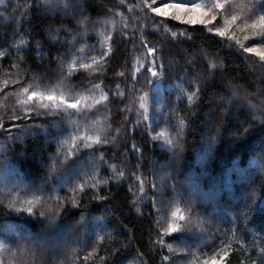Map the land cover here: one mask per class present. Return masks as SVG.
<instances>
[{"label": "trees", "instance_id": "16d2710c", "mask_svg": "<svg viewBox=\"0 0 264 264\" xmlns=\"http://www.w3.org/2000/svg\"><path fill=\"white\" fill-rule=\"evenodd\" d=\"M140 3L141 0H124L123 4L120 0H79L83 12L74 7L68 13H55L45 6L44 0L0 2V52L10 53L7 58L0 57V244L5 246L0 248V260L4 264H162L164 256L169 261L163 264H196L226 245L236 250L230 264H240L241 260L249 264L250 260L261 257L260 250L264 249V67L256 56L252 60L251 54L239 51L235 40L241 38L237 31L220 38L202 26L164 18L168 34L160 27L147 36L157 47L163 43V53L157 55L163 56L170 77L181 76L185 82L188 72L197 74L202 81L207 77L192 105L181 94L180 81L173 84L172 80L161 79L143 86L146 74H142L141 83L136 85L148 93L149 115L157 131L167 127L162 113L172 103L186 117L179 137L178 126L168 128L175 143L171 150L162 140L149 141L146 124L135 135L131 131L141 115L137 114L140 92L127 91L131 85L129 65L133 58L143 61L144 49L133 48L132 43H118L113 45L115 56L96 73L79 69L74 78L62 79L67 71L63 53L74 52L82 45L95 46V50L77 57L78 63H90V58L101 48L104 35L115 32L119 41L125 21L130 35L133 26L138 25L137 37L139 25L147 23L151 30L153 17L161 23L162 18L150 12L145 17L147 10L141 11ZM29 4L33 6L29 8ZM261 5L264 0L259 1ZM84 17L88 18L87 34L81 37L77 34L85 31ZM222 26V20L215 23V27ZM172 31H184L186 37L174 42L170 36ZM52 36H58L59 44L64 47L54 43ZM74 36L73 49L67 42ZM21 38L30 43L19 46V50L9 47ZM261 38L264 37L250 43H264ZM37 42L41 43L43 53L51 52L48 59L37 55ZM250 43L241 44L252 46ZM193 60L195 64L191 63ZM206 63L216 65L211 75ZM14 64L18 67H13ZM119 71L125 72V77L116 78ZM14 80L20 82L12 84ZM96 83L101 84V89L93 92L90 86ZM117 83L125 95L110 96L108 102L91 110L87 120L77 115L69 118L63 112L49 117L36 116V111L44 110L32 103L31 117L17 120L14 128L9 123L11 113L19 116L24 111L20 103L24 99L21 92L24 87L54 88L57 93L74 88L72 94L98 98L101 90H115ZM113 100L123 103H113ZM117 109L123 110L122 114L112 118ZM129 114L131 119L125 121L124 116ZM85 128L92 135L98 129L107 131L104 138L109 143L96 145L94 154L92 150L80 151L83 141L79 139L73 148L71 137L78 135L75 130ZM117 128H121L119 133ZM133 143L143 148L142 156L130 150ZM69 149L80 152L68 160L65 157ZM101 152L108 163L117 165L118 171H125L123 179L117 180L108 170L96 171L101 167L96 160ZM138 163L149 185L154 182L157 186L155 207L151 191L146 197L138 193L134 198L128 194L129 174ZM106 179L107 184L101 183L95 189L88 187ZM81 180L87 181L86 190L71 191ZM161 196L170 202L169 212L179 208L188 216L184 223L195 221L194 217L199 216L203 227L193 224L194 228H182L167 235L163 247L159 244L153 247L154 222L161 216L157 211ZM29 207L32 213L27 212ZM137 253L142 255L138 258ZM194 253L196 257L191 256Z\"/></svg>", "mask_w": 264, "mask_h": 264}, {"label": "snow or ice", "instance_id": "6c2138e0", "mask_svg": "<svg viewBox=\"0 0 264 264\" xmlns=\"http://www.w3.org/2000/svg\"><path fill=\"white\" fill-rule=\"evenodd\" d=\"M0 2H3V0H0ZM120 2L123 4L124 0H120ZM258 3L259 0H211L210 4L199 2V0L195 3L174 2V0L163 2V0H160V2L157 4V0H141L139 7L141 11L147 10L144 12L145 17H147V13L150 12L155 14V16L162 18L161 23L158 24L155 17H153L151 30L148 29L147 23L144 25H139L140 33L139 37H137L135 28L138 25L133 26V33L130 35L127 31L128 21H125L124 29L119 33V41L116 39L117 34L115 32H109L107 35H104L102 37L103 44L97 55L90 58V63H78L77 57L84 56L88 51L95 50V46L82 45L80 49H76L74 52L63 53L62 55L64 60L67 61V71L63 73L62 79L74 78V75L78 74L79 69H91L92 73H96L102 65L107 64L115 56L116 49L113 47V45L118 43L125 45L132 43L133 48L144 49L145 52L143 61L133 58L131 65H129L131 68V85L128 87L127 91L129 93H135L137 91L140 92L137 114L141 115V119L133 124L131 131L132 134L135 135L137 129L140 128L142 124H146L147 127L145 132L149 141L154 142L162 140L168 146H170L171 150V148L175 147V143L171 138L172 133L168 131V128L178 126L176 135L179 137L183 133L186 117L181 112H178L177 105L172 103L169 110L162 113V115L165 117V123L167 127L157 131L156 125L152 122V118L149 115L148 93L142 91L141 89H137L136 85L141 83L142 74H146L143 75V86L152 85L154 82H158L161 79L172 80L173 84H175L176 81H180L179 87L181 89V94L186 98L188 104L192 105L202 91L200 85L202 82L207 80V77H204L202 81V79L193 72L187 73L188 80L186 82L184 77L181 76H176L175 79L170 77L163 62V56L157 55V53H163V43H161V46L157 47L147 39V36L153 34V31L158 30L160 27H163L164 34H168L169 29L164 22V18H167L189 26H202L208 33L217 35L220 38L226 37L230 31L235 32L236 30H239L244 34L245 40L248 42L253 41L258 37H264V5H261L258 8ZM44 4L55 13H68L72 11L74 7H78L79 10L83 12V6L79 5V0H44ZM32 6V4H29L28 7L31 8ZM132 8L134 9L135 6H132ZM219 20L223 21V26L215 27V23ZM87 21L88 18L84 17V24L82 26L85 28V31L83 33H78V36L83 37L87 34ZM170 36L174 42H177L180 37H186V33L184 31H172L170 32ZM229 38L235 39V37ZM51 40L54 43L59 44L58 36H52ZM75 41L76 36L73 37L72 41H68L67 43L71 48L74 49ZM29 43L30 40L21 38L16 45H10L9 47L19 50V46L27 45ZM235 43L239 45L238 49L243 54L255 53L259 57L260 61L264 62V43H250L252 46H244L238 39L235 40ZM59 47L62 48L64 45L59 44ZM41 49V43L37 42L35 46L37 55L43 56L44 59H48L51 56V52L43 53ZM125 51H127V48H125ZM8 55H10L9 52H0V57L7 58ZM204 55L205 54L203 53L201 54L202 58ZM127 60L128 58L125 57V63H127ZM191 63L195 64V61L193 60ZM205 66L209 70V75H211V70L216 67V65L213 63H206ZM13 67H18V64H14ZM101 75H103L105 79H110L105 73H101ZM115 75L116 78H123L125 77L126 73L119 71ZM19 82L20 81L14 80L11 83L18 84ZM156 86L159 88V83H157ZM75 87H79V85ZM90 87L91 91L95 92L96 90L101 89V84H91ZM74 91V88H70L67 91H61L59 93H57L54 88L44 90H41L40 88L33 90L32 86L22 88L21 92L24 99L21 100L20 103L24 106V111L19 116L15 112L10 114L9 123L11 124V127H16L15 122L17 120H27L34 114V110L31 107L32 103H37L39 109L44 110L36 111V116L43 115L44 117H49L58 114L59 112H63L69 118L73 115H77L82 119L87 120V118L92 115L91 110L98 109L101 104L108 102L110 96L118 95L122 97L125 95L120 83L116 84L115 90H109L108 92L101 90L98 98L92 95L72 94ZM112 102L123 103L122 100H113ZM161 103V100L157 103L158 110L161 108ZM49 108L55 111L48 112L47 110ZM122 111L123 110L121 109H117L116 112L113 113L112 118L121 115ZM130 119L131 114L124 116L125 121ZM92 123L95 124L96 122L93 121ZM75 131L78 132V135H73L71 137L73 141V148L76 147V141L79 139L83 141L80 151L92 150L91 154H94L96 145H107L109 143V141L104 138L108 135V132L105 130L98 129L94 135L88 134L87 128H85L83 131L79 129H76ZM116 131L119 133L121 128H117ZM130 150L132 152L140 153V156L143 155V148L138 147L135 143L132 144ZM79 152L69 151L67 154L68 160ZM91 158L92 157L90 155L89 159L91 160ZM96 160L101 166L96 169L97 172L101 170L111 171L114 173L117 180L123 179L125 177V171H118L116 164L108 163V161L104 158L103 152H101L99 157H96ZM121 163H124V161H121ZM141 168L142 165L138 163L134 170L129 174L130 186L128 188V194L132 195L134 198L138 193L146 197L148 192L151 191L152 203L153 207H155L157 199V186L154 182L149 185L148 179L140 171ZM109 179H111V177H109ZM101 183L107 184L108 179L99 181L98 183H93L88 187L95 189L99 187V184ZM86 184V180H81L80 183L76 184L70 190H79L84 192L86 190ZM97 199H104V197H97ZM72 203L75 205L76 201L73 200ZM170 206V202H165L163 196H161V205L157 209V211L161 213V216L160 219L154 222L156 225V241L153 242V247H155L156 244H159L161 247H163L165 243V237L170 233L176 232L182 228L195 227L191 221L184 223V221L188 220V216H186L185 213L179 208H175L169 212L168 207ZM9 207H11V205H9ZM27 212L32 213L33 209L29 207L27 208ZM41 215H43V213ZM225 235H227V233H225ZM4 247L5 246L3 244H0V248ZM171 247L172 246L169 245L170 249ZM238 247L240 246L238 245ZM113 251L116 250L113 249ZM260 251L262 255L259 260H250L249 264H264V249H261ZM141 255V253H137L138 258ZM12 256L15 257L16 252H13ZM231 257H236V250L231 246L226 245L224 247L218 248V250L214 251L213 255L210 257L205 258L202 261H196V264H230ZM163 261H169V257L164 256L162 258V264ZM0 264H4V261L0 260ZM240 264H245V261L241 260Z\"/></svg>", "mask_w": 264, "mask_h": 264}, {"label": "rangeland", "instance_id": "374dc122", "mask_svg": "<svg viewBox=\"0 0 264 264\" xmlns=\"http://www.w3.org/2000/svg\"><path fill=\"white\" fill-rule=\"evenodd\" d=\"M209 1H211V0H209ZM260 1V0H259ZM208 2V1H207ZM207 2H204L205 4H209V3H207ZM159 3V0H157V4ZM257 7L259 8L260 6H259V3H258V5H257ZM237 31V35H240V42L241 43H243V44H249L251 41H247V40H245V38H244V34L243 33H241L239 30H236ZM231 32V31H230ZM233 33V32H232ZM235 33V32H234ZM236 35V36H237ZM261 40H263V42H264V38H261ZM244 46H246V45H244ZM252 55V60H254V56H256V58H257V60H259V62L263 65V67H264V62H261L260 61V59H259V57L255 54V53H252L251 54ZM66 144V143H65ZM64 144V145H65ZM67 150V149H66ZM69 151H72L71 149H69ZM65 158H67V157H65ZM68 159V158H67ZM76 160L78 159V157H76L75 158ZM79 160V159H78ZM194 220L195 221H193L192 220V224H196L197 225V227L198 226H202L203 227V225H202V222H201V219L199 218V216H195L194 217ZM171 234V233H170ZM192 238V237H191ZM191 256H194V257H196L197 255H196V253H194V255H191ZM48 260H50V259H46V261H48Z\"/></svg>", "mask_w": 264, "mask_h": 264}]
</instances>
